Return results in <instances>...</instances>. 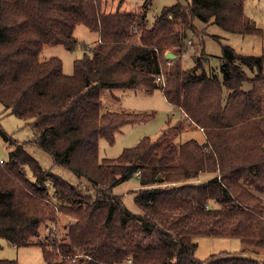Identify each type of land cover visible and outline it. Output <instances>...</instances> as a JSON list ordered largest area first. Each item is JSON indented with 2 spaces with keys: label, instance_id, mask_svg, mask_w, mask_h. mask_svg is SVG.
I'll return each mask as SVG.
<instances>
[{
  "label": "trees",
  "instance_id": "1",
  "mask_svg": "<svg viewBox=\"0 0 264 264\" xmlns=\"http://www.w3.org/2000/svg\"><path fill=\"white\" fill-rule=\"evenodd\" d=\"M245 1L187 0L150 23L149 0L129 13L104 12V0H0V102L36 132L19 143L0 126L14 146L0 164V239L31 245L50 222L65 232L51 230L42 244L47 264H261L231 252L198 259L195 239L234 237L255 254L264 251V50L245 56L223 46L220 73L205 66V55L189 69L182 64L188 42L201 37L197 20L262 34ZM78 25L99 33L100 42L66 75L60 58L40 55L47 45L75 51ZM168 52L177 58L166 59ZM106 89L161 91L183 115L177 132L100 159L101 139L112 145L123 127L154 117L104 109ZM187 127L201 129L205 142L176 143ZM29 145L86 185L44 169ZM202 174L212 176L199 183ZM133 178L140 214L113 192ZM64 217L71 221L62 225Z\"/></svg>",
  "mask_w": 264,
  "mask_h": 264
},
{
  "label": "rangeland",
  "instance_id": "2",
  "mask_svg": "<svg viewBox=\"0 0 264 264\" xmlns=\"http://www.w3.org/2000/svg\"><path fill=\"white\" fill-rule=\"evenodd\" d=\"M148 2V20L152 23L155 18L166 7L177 3H186L187 0H149ZM147 0H104L103 11L115 12L118 8L122 13L138 12ZM147 4V3H146ZM245 15L255 26L264 31V0H246ZM199 39H193V46L188 48L187 54L182 55L184 69H189L195 65V59L205 55L207 60L205 66L216 73H220L223 46H231L239 55L261 56L264 50V32L256 35H241L226 32L217 25H205L201 21H196ZM75 38L79 41V46L75 51H70L65 47L47 45L44 47L40 59L48 60L52 57H58L63 62V69L66 75H72L74 71V62L82 58L86 53L94 48L100 39L99 33L89 30L84 25H78L74 32ZM192 39V38H190ZM204 57V56H203ZM206 59V58H205ZM101 99L104 109L109 111L124 110L134 113H153L154 117L147 122L127 125L116 134L114 144H109L105 139L99 142L100 159L118 158L124 149L134 148L139 142L149 137L156 140L162 133L173 136L177 131L172 129L183 119V115L177 112V109L169 104L161 91L147 93L144 90H103ZM0 126L10 136L19 143L32 141L36 137L35 130L27 126V122L11 113L0 102ZM195 139L200 143L205 142L204 133L194 127L178 134L175 142L182 144L188 140ZM14 146L10 147L0 137V160H7L9 152ZM28 153L33 156L44 169L60 175L71 184L86 185L85 179H79L74 172L65 167L55 166L50 154L40 150L35 145H29ZM212 176V175H211ZM210 175L202 174L197 182H206L211 178ZM140 189V182L133 178L116 187L113 192L115 195L122 196L124 205L134 214H140L141 210L135 202L136 191ZM68 217L63 218V224L70 222ZM51 230L62 236L65 232L61 225L56 226L50 222L44 224L40 229V238L33 239L31 245L13 248L3 239H0V260H17L20 264H47L44 258L42 244L51 235ZM198 244L196 257L201 260H207L211 255H218L222 252L242 253L247 258L257 259L264 264V251L259 255L253 253L250 247H247L239 238L223 237H198L195 239Z\"/></svg>",
  "mask_w": 264,
  "mask_h": 264
},
{
  "label": "built area",
  "instance_id": "3",
  "mask_svg": "<svg viewBox=\"0 0 264 264\" xmlns=\"http://www.w3.org/2000/svg\"><path fill=\"white\" fill-rule=\"evenodd\" d=\"M193 46V42L189 41L187 47L184 49L183 54H187L188 48ZM162 81L165 82L164 77H162ZM0 164H2V160H0Z\"/></svg>",
  "mask_w": 264,
  "mask_h": 264
},
{
  "label": "water",
  "instance_id": "4",
  "mask_svg": "<svg viewBox=\"0 0 264 264\" xmlns=\"http://www.w3.org/2000/svg\"><path fill=\"white\" fill-rule=\"evenodd\" d=\"M166 59H168V60H173V59H176V55H174V54H172V53H167L166 54ZM162 179V177L159 175V177H158V180H161Z\"/></svg>",
  "mask_w": 264,
  "mask_h": 264
},
{
  "label": "crops",
  "instance_id": "5",
  "mask_svg": "<svg viewBox=\"0 0 264 264\" xmlns=\"http://www.w3.org/2000/svg\"><path fill=\"white\" fill-rule=\"evenodd\" d=\"M99 37H100V35H99ZM100 42V39H99V41H98V43ZM168 53H171V52H168ZM173 54V53H172ZM175 55V54H174ZM176 58H177V56H176ZM173 60H175V59H173ZM176 108V107H175ZM177 109V112L179 113V114H181L182 115V113H181V111L178 109V108H176ZM201 130V129H200ZM202 131V130H201ZM13 248H15V247H13Z\"/></svg>",
  "mask_w": 264,
  "mask_h": 264
}]
</instances>
